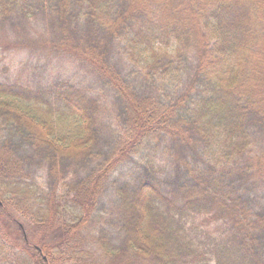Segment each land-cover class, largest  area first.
I'll return each mask as SVG.
<instances>
[{
	"label": "trees",
	"instance_id": "trees-1",
	"mask_svg": "<svg viewBox=\"0 0 264 264\" xmlns=\"http://www.w3.org/2000/svg\"><path fill=\"white\" fill-rule=\"evenodd\" d=\"M39 18L111 88L120 132L101 128L90 86L0 80V208L58 234L13 258L4 233L0 264L123 252L99 200L123 167L111 225L134 264H264V0H0L15 29ZM44 164L54 185L25 172ZM197 214L229 229L212 236Z\"/></svg>",
	"mask_w": 264,
	"mask_h": 264
},
{
	"label": "rangeland",
	"instance_id": "rangeland-1",
	"mask_svg": "<svg viewBox=\"0 0 264 264\" xmlns=\"http://www.w3.org/2000/svg\"><path fill=\"white\" fill-rule=\"evenodd\" d=\"M39 20L40 21L38 22H34V25L31 24L27 29L23 30L15 29L11 23H3L0 21V80L19 81L25 85H38L40 83L44 84L48 81L50 82L55 79L63 78L71 79L81 85L90 86L93 93L100 95L99 99L103 102L105 101V108L103 105L104 103H101V109L98 112L100 113L99 123L100 125H103L101 128L105 131L108 128L106 125H109L111 130L114 129L117 133L120 132L115 118V105L112 103L114 100L112 97L113 94L110 91L111 88L101 84L99 76L93 73L94 69L92 65L87 62H82L79 57L72 55L71 53H66L59 48L54 47L55 42L58 44L62 43L60 42L62 38L57 35L58 33L56 31L50 32L46 30L44 24L46 19L39 18ZM58 40L60 41L58 42ZM118 57L112 59V63H120L122 61L120 54ZM106 108L107 110H105ZM261 128L264 132V126H261ZM3 137H5V133L0 131V142L3 141ZM258 142H264V136L259 138ZM255 148L257 149L256 145ZM24 168L27 174L32 172L37 181L43 184V186L49 184L54 185L52 179L54 183L57 182V177L50 176L49 168L45 164L41 167L33 165L31 168H28V166L26 167L25 165ZM126 169L127 167H123L109 175L106 184V191L99 199L100 204L105 205L108 208V210H106V215L109 221L105 222V226L111 232V236L107 239L114 244L116 243L121 249H123V252L112 258H107L105 261H102L103 259L100 254H96L97 259L98 257L102 259L100 264H134L132 254L129 252L128 248H126L124 238L118 234L119 231L116 229V225L115 227L111 225V223L117 222L118 214L120 213L117 203L111 206V200H117L115 187L116 183L120 181L121 172H123V175L127 177V179H131V176H126ZM215 221L214 218H210L206 214H197L193 223L201 226V229L209 231L212 236H220L223 232L229 229L223 222ZM19 224L24 228L28 242L30 240L32 244L30 246L32 252H29V255L35 254V252L39 251L34 248L35 245L36 247H39L43 242L53 243L57 241L55 239L58 234L54 231L49 230L46 232V235L43 236L41 227H39L32 218L25 217L19 212H15L12 208L6 209L1 207L0 228L2 230L0 232V238H3V234L5 233L7 235V240H10V242L12 240L16 243L15 247L11 244L13 250L11 249V246H9V254L13 258H16V255L19 254L22 248H24V243H26L23 230L20 228ZM96 227L97 225H90V231H88L92 234H96L98 233ZM82 231L83 226H81V232ZM204 239L208 240L211 239V237L204 236ZM22 241H24V243H22ZM89 248L94 249L95 246L89 245ZM41 255L46 257V254L43 252ZM53 264L74 263L64 259H57Z\"/></svg>",
	"mask_w": 264,
	"mask_h": 264
},
{
	"label": "flooded vegetation",
	"instance_id": "flooded-vegetation-1",
	"mask_svg": "<svg viewBox=\"0 0 264 264\" xmlns=\"http://www.w3.org/2000/svg\"><path fill=\"white\" fill-rule=\"evenodd\" d=\"M20 225V224H19ZM20 228L23 230V235H24V228L22 227V225H20ZM24 238H25V240H26V242L28 241V238L27 237H25V235H24ZM34 247H36V246H34ZM37 248V247H36ZM46 259V258H45ZM32 261H33V259H32ZM34 262V261H33Z\"/></svg>",
	"mask_w": 264,
	"mask_h": 264
},
{
	"label": "water",
	"instance_id": "water-1",
	"mask_svg": "<svg viewBox=\"0 0 264 264\" xmlns=\"http://www.w3.org/2000/svg\"><path fill=\"white\" fill-rule=\"evenodd\" d=\"M24 235H25V237H27V236H26V232H25V231H24ZM37 248L39 249V247H37ZM44 258H46V257L44 256Z\"/></svg>",
	"mask_w": 264,
	"mask_h": 264
}]
</instances>
